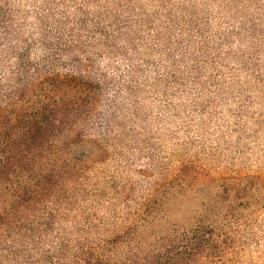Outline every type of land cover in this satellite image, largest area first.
<instances>
[{
	"label": "trees",
	"instance_id": "1",
	"mask_svg": "<svg viewBox=\"0 0 264 264\" xmlns=\"http://www.w3.org/2000/svg\"><path fill=\"white\" fill-rule=\"evenodd\" d=\"M159 1L0 0V264H217L225 256L227 227L253 201L250 186L218 178L220 206L202 210L188 165L100 232L95 210L112 198L92 173L110 158L114 121L137 113L144 94L167 100L217 65L237 32L229 22L198 32L199 20L179 19L191 0ZM187 199L183 221L173 217L172 202Z\"/></svg>",
	"mask_w": 264,
	"mask_h": 264
},
{
	"label": "rangeland",
	"instance_id": "2",
	"mask_svg": "<svg viewBox=\"0 0 264 264\" xmlns=\"http://www.w3.org/2000/svg\"><path fill=\"white\" fill-rule=\"evenodd\" d=\"M182 3L189 5L179 19L199 20L194 30L217 32L229 22L237 32L217 65H205L196 78L179 84L180 91H169L167 100L153 96V91L144 94L137 113L133 107L132 114L114 121L110 158L92 173L105 198H112L95 210L103 218L100 232L127 211L139 210L158 183L188 165L194 177L191 194L202 210L220 206L218 178L250 186L253 201L231 220L229 245L217 264H264V0ZM193 57L185 61L191 63ZM208 178L213 180L206 183ZM172 203V216L183 221L191 199Z\"/></svg>",
	"mask_w": 264,
	"mask_h": 264
}]
</instances>
